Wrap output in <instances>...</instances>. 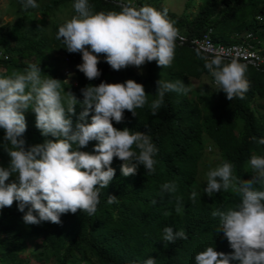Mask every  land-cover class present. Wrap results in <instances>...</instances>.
<instances>
[{"label":"clouds","instance_id":"1","mask_svg":"<svg viewBox=\"0 0 264 264\" xmlns=\"http://www.w3.org/2000/svg\"><path fill=\"white\" fill-rule=\"evenodd\" d=\"M112 1L123 6L120 11L96 12L89 0H75V15L58 28L56 39L62 40L66 51L81 54L82 63L76 66L78 71L88 80L97 79L101 75L98 68L101 55L115 71L129 66L140 69L144 65L143 71L134 68L136 73L144 74L146 63L152 61L158 67H170L177 43L182 44L186 36L168 17L167 9L141 6L137 0ZM20 5L24 11L39 7L36 0H20ZM180 35L183 39L179 42ZM188 45L194 48L190 42ZM253 49L258 50L255 46ZM198 52L207 59L212 58L204 64L208 72L185 75L186 83L157 80L156 98L150 104L144 86L131 79L123 83L102 81L97 86L87 85L81 89V101L71 91L64 90L62 81L48 75L42 77L36 64L0 76V129L4 132L3 142L10 145L5 148L10 158L8 166L0 167V209L17 202L18 210L24 213V223L30 225L41 222L59 225L61 215L75 214L78 210L91 216L97 211L102 189L108 190L107 204H117L120 191L117 170H120L125 177L137 176L143 180L141 208L154 215L170 204H177L179 212L181 204L189 200L196 202L199 193L214 199L207 205L215 218L220 243L217 248L203 246L200 252L197 249L191 264H264V153L249 150L242 170L237 173L233 160L220 157L213 144V133L201 130L199 155L192 165L194 183L190 180L192 173L180 172L184 164L181 153L187 141L178 142L174 134V129L180 130L176 121L168 116L155 120L146 112L131 127L126 125L125 110L136 117L137 108L149 106L155 116L168 92L186 94L190 99L199 95L203 98L200 106L207 100L199 93L200 87H208L213 93L218 88L229 101L244 99L250 88L246 64L257 70L264 69V60L257 64L236 59L225 62L222 57ZM62 53L67 60L62 59L59 74L76 86L71 62ZM52 58L60 65L59 55L53 53ZM201 76H206L207 86L192 81ZM77 105L83 110L73 126L71 117L76 115ZM27 111L35 114V127L45 139L26 147ZM235 121L238 126L242 123L239 117ZM236 130L234 133L238 135ZM92 141L96 143L91 153L77 150ZM257 142L264 145V138ZM211 154L218 155V160L207 172L205 157L209 159ZM140 165L145 172L137 173ZM183 185L187 191L179 195L177 188ZM162 231V240L167 243L188 239L184 229L174 231L166 226ZM141 240L142 236L137 233L126 240L119 264H157L151 256L135 259V254L129 253Z\"/></svg>","mask_w":264,"mask_h":264},{"label":"trees","instance_id":"2","mask_svg":"<svg viewBox=\"0 0 264 264\" xmlns=\"http://www.w3.org/2000/svg\"><path fill=\"white\" fill-rule=\"evenodd\" d=\"M10 1L16 6L18 15L0 33V69H3V75H11L13 71H23L29 64H36L42 71V77L48 75L62 81L64 90L71 91L81 101V89L87 85L97 86L102 81L123 83L131 79L144 86L145 92L149 94L150 104L156 98L157 80H184L186 83L185 75L198 76L208 72L204 64L212 58L207 59L190 47L188 43L192 42V38L207 37L210 41L222 44L248 41L264 58V0H202L192 15L184 11L176 13L159 5L156 0H137L141 6L167 9L168 17L175 22L179 32L186 36L182 44L177 43L172 65L161 68L152 61L146 63L144 74L136 73L130 66L115 71L101 55L98 64L101 75L97 79L88 80L76 67L82 63L81 54L67 52L62 40L56 39L59 26L70 18L47 17L66 4L71 5V16L75 15V0H36L39 7L27 11L22 10L20 0ZM89 4L96 12L120 11L123 7L112 0H89ZM36 10L42 13L40 17L34 16ZM55 51H62L68 56L74 70L72 76L77 78L76 86L62 79L58 60H52ZM246 65L250 88L244 99L229 101L217 88L216 93L212 92L213 97H206L207 100L200 106L199 101L203 98L199 95L196 99H190L186 94L168 92L163 106L155 116L151 114L149 106L137 108L136 117L125 110L127 127H131L146 112L155 120L168 116L176 121L180 129H174L178 142L187 141L181 153L184 163L180 166L182 175L194 171L192 165L199 155L201 130L207 133L211 131L215 138L213 144L218 148L220 157L233 160L238 173L244 166V158L249 150L264 153V145L257 142L264 138V69L257 70ZM162 73L165 76H161ZM82 110L80 105L76 106V115L71 117L73 126ZM238 117L242 119L240 126L235 121ZM25 118L26 147L42 143L45 138L35 127V114L27 111ZM112 123L113 126L116 124L115 121ZM235 128L238 135L234 133ZM3 135L4 132L0 129V167H7L10 158L5 148L10 145L3 142ZM95 143L92 141L87 147L77 150L91 153ZM245 164L250 171L249 163L245 161ZM145 171L140 165L137 173ZM117 172L120 183L117 204H107L109 193L107 189H102L97 211L91 216L78 210L75 214L61 215L59 225L51 222L30 225L24 223V213L18 210L17 202L11 207L0 209V264H119L126 240L134 233L140 234L142 240L129 253L135 254V259L151 256L157 264H191L195 254L202 251L201 247L217 248L220 239L216 236V221L208 212L207 205L214 199L205 193H199L196 202L189 200L188 203L181 204L179 212L176 211L177 204H170L161 213L154 215L141 208L140 195L145 191L143 180L137 176L125 177L120 170ZM195 178L192 173L190 180L195 183ZM186 191V185L177 188L179 195ZM166 226H171L174 231L184 229L188 239H178L174 243L163 241L162 230Z\"/></svg>","mask_w":264,"mask_h":264},{"label":"rangeland","instance_id":"3","mask_svg":"<svg viewBox=\"0 0 264 264\" xmlns=\"http://www.w3.org/2000/svg\"><path fill=\"white\" fill-rule=\"evenodd\" d=\"M201 1L202 0H188V1L187 0H157L159 5H164L169 10H172L176 13H180V12L184 11V12H187L188 15H192L194 13V11L197 9V5H199V3ZM70 7H71L70 4L63 5L62 7H59V9H55L53 12V15L48 14L49 16L47 15V17L54 16L55 19L71 18L72 16L70 14ZM17 15H18L17 8L10 0H0V33L3 30H5L7 24L9 22L13 21ZM41 15H42V13L39 10H36L34 13V16H36V17H40ZM260 47L263 48V45L260 44ZM54 54L59 55V58H60L59 69H60L63 66L62 65V59L67 60V58L62 52H59V51L54 52ZM52 59L54 60V58H52ZM67 66H70V64H67ZM143 66L140 69H137L136 67H134V68L136 70L143 71L144 70ZM0 76H4L3 75V69H0ZM206 79H207L206 76H201L199 78H193L192 81L196 85H201V84L205 83L207 86ZM198 90H199V93L201 95H204L206 97H213L212 89H208V87L207 88L200 87ZM195 91H197V90H195ZM206 148L207 149H214L213 147H210V148L206 147ZM209 159H207L205 157L206 163L208 164L207 172L212 167V164L217 162L218 155L216 156L214 154H211V155H209Z\"/></svg>","mask_w":264,"mask_h":264},{"label":"built area","instance_id":"4","mask_svg":"<svg viewBox=\"0 0 264 264\" xmlns=\"http://www.w3.org/2000/svg\"><path fill=\"white\" fill-rule=\"evenodd\" d=\"M180 42L183 36L180 35ZM191 46L202 51L208 56H219L223 59H236L242 62H249L251 64H257L259 61L264 60L254 49L253 45L248 41L237 42L232 44L214 43L207 37L192 38Z\"/></svg>","mask_w":264,"mask_h":264}]
</instances>
